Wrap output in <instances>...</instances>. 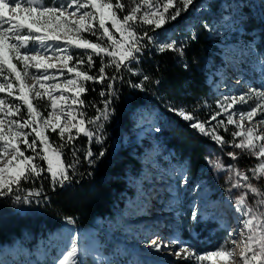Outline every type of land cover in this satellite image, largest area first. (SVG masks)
<instances>
[{
    "label": "snow or ice",
    "instance_id": "obj_1",
    "mask_svg": "<svg viewBox=\"0 0 264 264\" xmlns=\"http://www.w3.org/2000/svg\"><path fill=\"white\" fill-rule=\"evenodd\" d=\"M207 7L197 0H51L50 4L47 0H0V93L5 94L0 96V200L30 206L46 199L43 180H49L53 190L71 184L80 163L75 141L83 136L88 144L104 142L102 133L113 114L115 83L123 81L122 73L139 75L135 65L148 46L154 45L160 52H176L182 58L183 43L160 39L172 31L165 25L177 21L182 13ZM244 7L245 0H232L224 5V10L230 9L229 15H221L220 20L229 27L243 23ZM204 27L212 30L207 23ZM94 57L99 58L100 66L98 74L91 75L96 67ZM106 69H112V74ZM88 82L103 86L99 91L102 108L81 98L89 91ZM127 83L144 90L143 83ZM34 101L45 103L46 115ZM237 105L250 106L244 111ZM88 108L95 109L94 116L88 117ZM216 108L208 121L183 108L169 111L190 122V127L210 137L222 150L228 145L258 161L249 169L251 176L235 164L225 166L219 158L209 161L217 172L227 173L229 187L225 190L238 226L221 223L228 237L215 250L203 253L175 234L164 239L157 233L147 247L189 264H264V189L258 186L264 179V85L249 87L238 95H224ZM212 121L216 124L206 128ZM229 125L235 129L232 141L218 131L223 128L227 133ZM50 133L57 134L59 144L50 141ZM65 148H69L71 162L62 159ZM29 151L31 154L26 155ZM104 155L100 151L96 156L89 148L84 160L92 165ZM227 155L233 161L238 159L236 152ZM38 161H43L46 168ZM182 182L188 184L187 176ZM233 189L240 190L239 195H234ZM197 218L198 213L193 211V221ZM68 222L73 223L71 218ZM236 248H240L239 259ZM82 255L85 253L72 237L53 264H84ZM106 261L97 254L94 264Z\"/></svg>",
    "mask_w": 264,
    "mask_h": 264
},
{
    "label": "rangeland",
    "instance_id": "obj_2",
    "mask_svg": "<svg viewBox=\"0 0 264 264\" xmlns=\"http://www.w3.org/2000/svg\"><path fill=\"white\" fill-rule=\"evenodd\" d=\"M47 2L50 4L51 0ZM197 3L206 4L207 10L201 8L198 11L182 13L177 21L189 17L197 18L196 24L201 23L206 32L219 42L220 57L211 68L213 73L210 71L206 75L207 84L216 94V102L224 95H238L247 92L249 87L259 88L264 85V64H261L264 55L259 49V29L252 31L255 38L248 41L241 36V23L229 27L227 22L220 20L221 15H229L230 9L223 8L221 13L212 10L213 5L224 7L223 2L197 0ZM205 13L208 17L204 16ZM200 17L207 20L201 21ZM177 21L170 22L165 27L168 28ZM206 23L212 30L204 27ZM192 27V24L186 25L183 35H191ZM160 39L175 40L169 34ZM175 41L179 44L178 40ZM151 47L159 52L154 45ZM28 83L34 81L29 80ZM4 95L0 93V96ZM216 102L213 112L218 111ZM38 104L46 115L45 103L40 101ZM249 106L237 105V108L247 111ZM161 107L166 110L168 108L167 105ZM130 117L132 128L129 134L112 137L110 150L130 148L132 156L139 159L140 169L134 179L131 197L122 202L123 206L121 210L115 211L114 218L105 220L104 224H96V227L89 230L84 228L75 232L72 227L62 225L54 234L42 235L38 232L34 240L25 244L14 240L9 245L0 246V264H53L72 237L76 238L78 247L85 253L82 255L84 264H94L97 254L107 258L105 264H164L165 261H174V257L167 256L166 253H155L147 247L157 233L164 239L178 235L182 241L191 244L199 252L206 247L215 250L224 242L228 233L221 228V223L227 222L232 228H236V213L225 190L229 187L225 182L227 173L217 172L209 161L219 158L225 166L235 164L240 171L251 176L249 169L258 163L256 158L228 145L222 150L210 137L204 136L207 139L203 148L205 166L196 177H190L186 163L167 148L168 139L161 128L163 119L159 110L143 112L135 109ZM197 117L201 121L210 119V116ZM221 118L223 117H218ZM187 123L193 129L190 122ZM215 124L216 121H212L211 125L206 124V128ZM157 128L159 131H156ZM228 128L227 133L223 128L218 131L226 140L232 141L231 132L235 129L231 125ZM228 152H236L238 159L233 161L227 155ZM28 153L31 154L30 151L25 154L29 155ZM185 176L188 179L187 185L182 182ZM263 182L264 179L258 182L262 189ZM239 191L233 189L234 195H239ZM249 202H252L251 195ZM37 206L38 203L31 205L30 210H35ZM25 211L26 209L21 212ZM193 211L198 213L196 221L192 219ZM228 247L231 248L232 245L229 244ZM239 255L240 248H236L237 259ZM174 264L189 262L174 261Z\"/></svg>",
    "mask_w": 264,
    "mask_h": 264
},
{
    "label": "trees",
    "instance_id": "obj_3",
    "mask_svg": "<svg viewBox=\"0 0 264 264\" xmlns=\"http://www.w3.org/2000/svg\"><path fill=\"white\" fill-rule=\"evenodd\" d=\"M217 2L226 5L232 3V0ZM211 8L221 13L224 7L218 4ZM243 14L241 36L253 41L255 35L252 31L259 29V49L264 55V0H245ZM204 16L208 17L206 13ZM203 19L200 17L201 21ZM196 20L194 17L184 18L168 27L172 29L169 35L178 40L179 44L185 45L182 58L176 52H157L148 46L140 58V63L135 65L139 75L122 73L123 81L117 80L115 83L116 96L111 106L113 114L102 133L104 142L88 144L87 138L83 136L75 141L79 149L80 163L71 184L53 190L49 180H43V196L46 199L41 200L33 211L30 210L31 205L17 206L7 199L0 200V246L9 245L14 240L25 244L34 240L38 232L42 235L54 234L62 225L72 227L75 232L84 228L89 230L96 227V224H104L105 220L114 218L115 211L121 210L122 202L131 197L140 165L139 159L132 156L130 148L111 151V139L129 134L132 128L130 113L135 109H141L143 112L159 110L163 119L161 128L168 139L167 148L186 163L190 177H196L199 170L204 168L203 148L207 139L195 129L189 128L187 121L168 111L170 108H183L201 118H209L215 108L216 94L207 84L206 75L217 64L221 48L219 42L206 32L201 23L196 24ZM190 24L193 25L191 35H183L186 25ZM192 36L196 38L192 39ZM94 60L96 67L89 74L96 75L100 61L96 57ZM106 72L111 75L113 70L106 69ZM145 75L148 80H143ZM127 81L134 84L143 83L144 90L130 87ZM86 87L89 91L82 94L81 98L85 99L86 103L90 102L102 108L99 91L103 86L88 82ZM93 87L96 91L91 90ZM34 102L38 104L40 101ZM162 105H167V110L163 109ZM41 110L44 109L41 107ZM86 111L88 117L95 115L94 108H88ZM50 141L54 144L60 143L56 133H50ZM89 148L96 156L100 151H104L105 155L90 165L84 160V153ZM62 159L66 162L72 161L69 148L64 149ZM41 165L46 168L43 161ZM35 186L39 187V182ZM262 186L264 188V182ZM25 187L31 188L33 185ZM24 209L26 211L22 213ZM69 218L73 223L68 222ZM211 250L213 249L206 247L200 252Z\"/></svg>",
    "mask_w": 264,
    "mask_h": 264
}]
</instances>
